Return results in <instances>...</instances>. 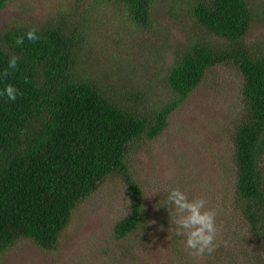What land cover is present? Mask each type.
Wrapping results in <instances>:
<instances>
[{
	"label": "trees",
	"instance_id": "obj_1",
	"mask_svg": "<svg viewBox=\"0 0 264 264\" xmlns=\"http://www.w3.org/2000/svg\"><path fill=\"white\" fill-rule=\"evenodd\" d=\"M107 1L123 7L137 26L152 22L156 0ZM180 1H186L197 30L167 76L175 98L152 110L117 94L98 76L80 74L77 53L89 25L84 15L20 24L0 36V88L11 83L20 93L15 101L0 97V257L22 238L52 249L78 205L121 173L131 194V212L116 223L115 231L119 238L134 232L146 217L142 189L125 172L132 144L161 135L172 112L207 72L231 63L243 77V110L232 136L231 204L243 218L247 236L241 231L230 238L227 218L219 214L217 228L226 227L233 251L215 242L211 253L186 254L179 252L178 240L172 242L177 264L236 263H224L227 257L264 264V51L245 41L252 21L249 0ZM5 2L0 0V10ZM32 26L41 37L35 42L25 35ZM21 36L24 42L17 44ZM12 56L19 58L16 70L8 68Z\"/></svg>",
	"mask_w": 264,
	"mask_h": 264
},
{
	"label": "rangeland",
	"instance_id": "obj_2",
	"mask_svg": "<svg viewBox=\"0 0 264 264\" xmlns=\"http://www.w3.org/2000/svg\"><path fill=\"white\" fill-rule=\"evenodd\" d=\"M249 4L252 21L245 41L262 53L264 0H249ZM69 14L89 19L84 47L77 53L80 74L98 76L143 109L159 108L175 98L167 76L189 35L197 30L186 1L156 0L151 24L141 27L123 7L107 0H6L0 10V36L16 25L43 24ZM242 85L243 77L233 64L213 67L172 112L161 135L132 144L125 172L142 189L146 217L134 232L119 238L115 231L116 223L131 212V194L121 173L107 178L78 205L52 249L22 238L2 253L0 264H177L172 239L178 240L179 252L194 250L186 247L185 237L176 235L163 206L170 186L180 187L190 199L203 196L206 207L215 210L216 222L220 215L227 218L230 238L241 231L247 236L245 222L231 204L232 136L243 110ZM157 189L159 193L153 194ZM227 240L223 227L215 242L233 251ZM240 260L227 257L224 263L242 264Z\"/></svg>",
	"mask_w": 264,
	"mask_h": 264
},
{
	"label": "clouds",
	"instance_id": "obj_3",
	"mask_svg": "<svg viewBox=\"0 0 264 264\" xmlns=\"http://www.w3.org/2000/svg\"><path fill=\"white\" fill-rule=\"evenodd\" d=\"M39 29L35 26L26 30V37L33 42L41 37L38 35ZM24 42V36L18 37L17 44ZM18 57L12 56L8 60V68L16 70L18 67ZM19 89L9 83L0 88V97L15 101L19 95ZM159 193L155 190L153 194ZM207 200L203 197L189 198L188 194L180 187L170 186L166 190V200L163 206L168 209L171 223L175 225V233L185 237L186 247L194 250L196 254H203L205 251L211 253L216 247L217 236L216 212L214 209L206 207Z\"/></svg>",
	"mask_w": 264,
	"mask_h": 264
}]
</instances>
